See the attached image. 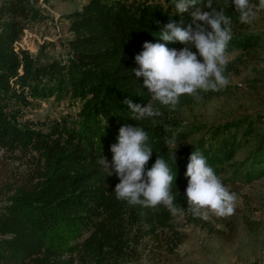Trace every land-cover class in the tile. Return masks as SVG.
Listing matches in <instances>:
<instances>
[{"label":"trees","instance_id":"1","mask_svg":"<svg viewBox=\"0 0 264 264\" xmlns=\"http://www.w3.org/2000/svg\"><path fill=\"white\" fill-rule=\"evenodd\" d=\"M213 2L231 20L239 16L234 4ZM34 3L0 0V150L29 157L28 172L5 181L0 191V264H120L136 254L137 236L150 240L147 264H157L158 252H173L180 241L176 214L163 205L152 209L117 199L119 178L98 161L103 155L110 165V146L118 142L121 126L136 124L145 131L160 125H150L152 118L133 121L122 101L143 106L151 97L143 78L131 70L138 67L134 56L143 51L144 42L165 43L158 32L170 21L179 22L181 15L174 13L172 0H84L64 13L69 35L63 42L42 40L32 53L14 41L43 17ZM195 7L182 14V27L191 23ZM232 33L226 52H248L259 44L256 31ZM46 46L61 49L53 52ZM166 46L183 47L179 42ZM47 97L76 104L74 115L38 124L22 119L35 99ZM166 128L170 130L156 136L159 149L152 157L163 158L176 174L170 192L187 222L208 225L187 205L185 172L191 152L199 151L228 188L235 180L264 173V114H238L213 124L175 151L166 141L173 135L176 141L183 138L187 129ZM250 138L252 148L235 165L231 158ZM246 223L258 226L255 220Z\"/></svg>","mask_w":264,"mask_h":264},{"label":"rangeland","instance_id":"2","mask_svg":"<svg viewBox=\"0 0 264 264\" xmlns=\"http://www.w3.org/2000/svg\"><path fill=\"white\" fill-rule=\"evenodd\" d=\"M34 1L44 13L43 17L26 27L18 38V42L32 53L42 40L63 42L69 35L63 15L78 9L84 0ZM252 3H258V0H252ZM231 21L232 30L258 32L259 44L248 52H226L231 65L226 66L223 74L229 83L219 91H199L200 99L182 95L175 110L152 101L151 97L146 100L145 104L151 102L162 112V116L152 118L153 122L150 123L152 126L158 123L160 125L151 127L150 130L145 129L148 134L146 143L153 149L146 169L151 168L156 160L152 157L159 149L154 143L156 136H163L162 131L169 129L167 126H173V131L187 129V134L176 141V149H180L198 140L213 124H221L238 114H264V10L257 11L249 23H241L239 16ZM51 47L46 46L45 49L50 50ZM56 47H52L53 52L60 51L61 47ZM76 109L77 105L69 104L66 98H39L35 99L33 106L24 109L21 117L38 124L63 114L74 115ZM252 146L253 140L250 138L239 146L230 161L238 165ZM168 148L174 150L171 144H168ZM28 160V155L0 150V191L5 181L17 180L28 172ZM111 162L112 159L110 165ZM229 188L235 194L234 214L229 217L207 214V219H204L208 221V225L202 227L185 221L182 212L177 213V227L182 231L180 241L173 252H158L160 255H157V264H233L237 260L250 264L251 259L264 256V173L245 182L235 180L229 184ZM3 195L0 192V203L4 200ZM246 220H255L258 226L251 228ZM134 243L136 254L120 264L150 262V240L137 236Z\"/></svg>","mask_w":264,"mask_h":264},{"label":"clouds","instance_id":"3","mask_svg":"<svg viewBox=\"0 0 264 264\" xmlns=\"http://www.w3.org/2000/svg\"><path fill=\"white\" fill-rule=\"evenodd\" d=\"M175 14L181 15L179 22L170 21L158 35L165 43L144 42L143 51L134 56L138 65L131 69L137 78H143V86L151 94V100L175 110L182 95L200 99L199 91H219L229 83L224 71L229 63L226 49L232 39L231 18L223 9L214 6L213 0H172ZM235 5L241 23H249L256 12L264 10V0H226ZM196 6L190 13L192 20L182 27V14ZM179 42L182 48H169L167 43ZM195 47L194 52L192 48ZM197 54L202 57L197 58ZM123 104L131 111L133 121L162 116L159 108L149 102L143 106L124 99ZM107 120L104 122V127ZM170 130V129H167ZM118 142L110 146L113 153L111 165L102 157L100 165L108 168L119 178L114 191L116 198L129 205L140 204L155 209L163 205L172 214L180 210L174 204L170 189L175 180L166 161L158 157L151 168L146 169L153 152L146 143L148 134L135 124L119 128ZM174 151L177 147L175 135L166 141ZM174 152L171 161L174 163ZM188 178L185 196L194 216L207 219V214L229 217L235 212V194L224 185L206 158L199 152H191L186 166Z\"/></svg>","mask_w":264,"mask_h":264},{"label":"built area","instance_id":"4","mask_svg":"<svg viewBox=\"0 0 264 264\" xmlns=\"http://www.w3.org/2000/svg\"><path fill=\"white\" fill-rule=\"evenodd\" d=\"M14 44L17 46H23L18 42V39L14 41ZM233 264H245V263H242L241 261L237 260V261H233ZM250 264H264V256H257L251 259Z\"/></svg>","mask_w":264,"mask_h":264}]
</instances>
